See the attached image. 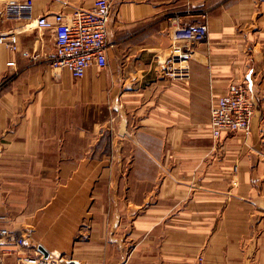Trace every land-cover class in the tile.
Listing matches in <instances>:
<instances>
[{
	"label": "crops",
	"instance_id": "obj_1",
	"mask_svg": "<svg viewBox=\"0 0 264 264\" xmlns=\"http://www.w3.org/2000/svg\"><path fill=\"white\" fill-rule=\"evenodd\" d=\"M91 7L34 0L33 12ZM198 24L204 40L178 36ZM12 31L19 52L0 53V228L23 234L34 260L264 264V0H114L102 79L54 70L51 30L0 21ZM174 55L183 69L171 78ZM234 80L248 83L252 131L213 139L211 103Z\"/></svg>",
	"mask_w": 264,
	"mask_h": 264
},
{
	"label": "built area",
	"instance_id": "obj_2",
	"mask_svg": "<svg viewBox=\"0 0 264 264\" xmlns=\"http://www.w3.org/2000/svg\"><path fill=\"white\" fill-rule=\"evenodd\" d=\"M90 9L76 8L72 13L57 12L34 18V0H0V21H30L32 25L51 30L54 36L55 54L50 65L54 70L67 71L74 79L84 78L90 69L103 70L108 65V26L114 0H90ZM207 26L198 24L184 28L180 38L191 41L205 39ZM19 52L18 32L0 33L1 47ZM177 55L169 56L164 63L169 77L181 75ZM2 75L0 60V78ZM211 132L213 139L231 132L249 135L257 110L249 96L246 81L234 80L226 91L216 96L210 106ZM27 240L23 234L0 228V264L14 257L16 264H57L53 257L40 256L35 260L25 251ZM197 264H204L203 257Z\"/></svg>",
	"mask_w": 264,
	"mask_h": 264
},
{
	"label": "rangeland",
	"instance_id": "obj_3",
	"mask_svg": "<svg viewBox=\"0 0 264 264\" xmlns=\"http://www.w3.org/2000/svg\"><path fill=\"white\" fill-rule=\"evenodd\" d=\"M70 77H72L71 75H70ZM103 78V70H100V71H97V73H96V75L95 76H92V75H88L87 77H85V78ZM73 78V77H72ZM85 78H83V79H85ZM82 80V79H81ZM97 106V105H96ZM102 106V105H101ZM97 107H100V106H97ZM83 114V112L82 111H80L79 112V118L80 119H78L77 121L78 122H80V120H81V118H84V116H86L87 115V111H86V115H82ZM94 114V113H93ZM102 117H103V110L101 109V110H99V109H97L96 111H95V120H97V121H99L98 119H100L101 121H102ZM86 120H87V118H85ZM82 122V121H81ZM87 122H88V120H87ZM85 123V122H84ZM86 125V124H85ZM206 130V128H205V126H203L202 127V133H205V130ZM182 143V142H181ZM183 145H186V144H191V142H188V141H186V143H182ZM107 142H103L102 144H101V146H102V148L103 147H107ZM165 146H166V148H167V150L168 151H170L172 148H173V143H167V144H164V143H162V150H164L165 149ZM200 257V256H199ZM198 257V258H199ZM198 260V259H197Z\"/></svg>",
	"mask_w": 264,
	"mask_h": 264
}]
</instances>
